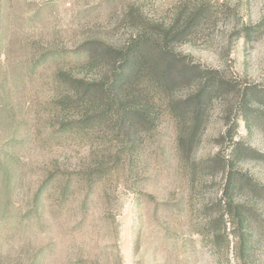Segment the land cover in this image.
Wrapping results in <instances>:
<instances>
[{"label": "rangeland", "instance_id": "rangeland-1", "mask_svg": "<svg viewBox=\"0 0 264 264\" xmlns=\"http://www.w3.org/2000/svg\"><path fill=\"white\" fill-rule=\"evenodd\" d=\"M142 36L166 45L172 71L194 70L170 85L179 117L165 105L153 130L58 133L83 117L58 118L56 77L93 80L119 64L109 50ZM263 97L264 0H0V264H238L221 159L235 143L244 156L231 171L249 182L226 198L249 217L261 240L252 264H264ZM100 167L110 180L93 189L42 192Z\"/></svg>", "mask_w": 264, "mask_h": 264}, {"label": "trees", "instance_id": "trees-1", "mask_svg": "<svg viewBox=\"0 0 264 264\" xmlns=\"http://www.w3.org/2000/svg\"><path fill=\"white\" fill-rule=\"evenodd\" d=\"M147 39L144 36L136 38L124 51L109 50L107 58L115 57V63L119 64L110 66L107 63V66L105 65V68L100 70L93 80L68 78L66 75L56 77L58 88L66 91L62 96V101L56 106L58 118L63 121L64 118L62 119L60 112L63 113L68 109L79 112L83 117L82 120L70 124L60 123L61 128L58 133L68 131L72 136L80 130L87 129L91 132L94 129L115 123L120 134L127 136L132 129L137 127L138 122L141 127L146 126L149 130H153L159 120L161 109L165 105L169 108L166 109L167 113L175 118L179 117L180 113L175 107H172L173 104L170 102L168 105V100L173 99L172 86L170 85L179 83L180 80H188L194 70L190 69L186 73L172 71L163 62V58L169 54L166 45H162L160 42V45H149L150 40ZM83 54L78 53L74 56L77 58V61L72 63L75 67L84 65V59H79ZM207 96L206 87L202 88L200 93L195 96L193 102H195L198 111L202 107L204 108ZM261 102L260 108L264 112V99ZM263 112L256 111L246 118L249 129L254 128ZM198 116L199 113L195 118L192 134L199 129ZM231 148L230 155L220 157L225 168L229 169L224 207L227 209V215L233 225L232 255L238 264H252L253 253L257 250L261 240L251 227V222L244 209L234 207L231 201L226 198L227 195H230V190L235 191L240 186L241 181L249 182L244 174L232 173V168L244 155L240 144L235 143ZM247 152H249L248 149ZM101 169L103 167L95 172H85L82 169L78 172L58 175L52 179L53 181L49 185L48 182L44 183L42 192L50 188L54 182L58 189H62L63 193L72 187H84V184L89 189H93L110 180V173H103L104 171ZM228 249H230V244H228Z\"/></svg>", "mask_w": 264, "mask_h": 264}]
</instances>
